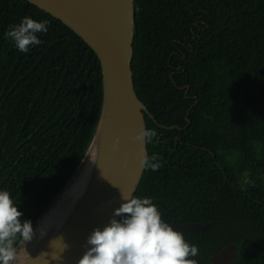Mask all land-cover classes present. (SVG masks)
<instances>
[{"label": "trees", "instance_id": "1", "mask_svg": "<svg viewBox=\"0 0 264 264\" xmlns=\"http://www.w3.org/2000/svg\"><path fill=\"white\" fill-rule=\"evenodd\" d=\"M134 12L132 79L156 132L148 157L162 167L144 170L133 197L167 224L216 222L182 233L198 264L229 244L231 264H264V0H134ZM25 16L49 21L27 54L5 37ZM101 101L93 51L27 1L0 0V191L21 222L33 224L79 165Z\"/></svg>", "mask_w": 264, "mask_h": 264}, {"label": "water", "instance_id": "2", "mask_svg": "<svg viewBox=\"0 0 264 264\" xmlns=\"http://www.w3.org/2000/svg\"><path fill=\"white\" fill-rule=\"evenodd\" d=\"M24 1L59 20L93 51L100 64L102 101L98 122L83 158L36 218L33 230L76 180L79 188L68 198L65 210L47 237L33 243L23 254L20 252L25 244L18 243L14 264H78L93 230H102L113 218L121 219L113 216L114 210L125 202L122 195L133 197L145 170L138 165L141 145L130 139L146 129L144 114L147 113L135 93L132 79L134 0ZM143 148L148 156L146 145ZM215 224L169 225L184 233L209 230ZM237 258L238 249L229 244L210 256V264H231Z\"/></svg>", "mask_w": 264, "mask_h": 264}, {"label": "clouds", "instance_id": "3", "mask_svg": "<svg viewBox=\"0 0 264 264\" xmlns=\"http://www.w3.org/2000/svg\"><path fill=\"white\" fill-rule=\"evenodd\" d=\"M48 26L47 20L36 21L25 16L19 24L9 26L5 37L21 53L27 54L32 47L42 43L38 34H46ZM155 136L154 130L143 129L130 137L132 143L141 145L139 167L153 172L162 164L157 156H146L143 145ZM122 199L125 202L113 213L114 217L122 219L113 218L102 230H93L87 238V250L78 264H198L197 260L190 258L198 255L197 246L190 245L182 233L162 220L150 198L122 195ZM22 215L10 193L0 191V264H14L18 258L17 243L27 244L36 236L30 220L21 222ZM45 234L42 232L41 237Z\"/></svg>", "mask_w": 264, "mask_h": 264}, {"label": "bare ground", "instance_id": "4", "mask_svg": "<svg viewBox=\"0 0 264 264\" xmlns=\"http://www.w3.org/2000/svg\"><path fill=\"white\" fill-rule=\"evenodd\" d=\"M79 186L80 183L78 182V180H76V182L72 184L68 188V190L63 194V198L54 205L50 213L40 220L39 226L34 231L36 232L35 238L31 242L25 244L24 246L25 248L20 252V254H23L25 250L29 249L31 245H33V243L47 237V235L54 229L57 220L59 219V216L65 210L68 198L70 197L71 194L72 195L74 194L73 192L77 191ZM42 232H46V234L41 237Z\"/></svg>", "mask_w": 264, "mask_h": 264}, {"label": "flooded vegetation", "instance_id": "5", "mask_svg": "<svg viewBox=\"0 0 264 264\" xmlns=\"http://www.w3.org/2000/svg\"><path fill=\"white\" fill-rule=\"evenodd\" d=\"M185 57L184 56H182L181 57V59H184ZM176 71H177V73H183V71H181V66L180 65H178V66H176L175 68H174ZM172 74V73H171ZM184 87H186L185 88V94L188 92V90H189V88H188V86L187 85H185ZM184 87H182V88H180V89H183ZM186 98H188V96H185ZM190 98V97H189ZM147 110V109H146ZM146 115H149L148 114V111H147V113H145ZM144 114V115H145ZM149 117H150V115H149ZM145 118V117H144ZM186 118H187V115L185 116V120H186ZM146 123V122H145ZM188 125L189 124H187L185 127H183L182 129L181 128H179V127H176V126H170V127H164L165 129H168V130H173V129H177V130H183V129H186L187 127H188ZM162 135V134H161ZM161 135H160V137H161ZM174 140L176 141L177 140V137H175L174 138ZM158 141H159V139H158Z\"/></svg>", "mask_w": 264, "mask_h": 264}]
</instances>
